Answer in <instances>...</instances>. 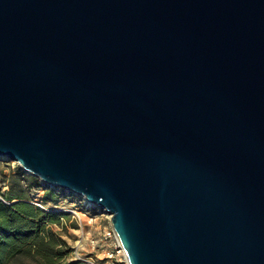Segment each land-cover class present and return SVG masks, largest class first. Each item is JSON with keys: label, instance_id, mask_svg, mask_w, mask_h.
Segmentation results:
<instances>
[{"label": "water", "instance_id": "95a60500", "mask_svg": "<svg viewBox=\"0 0 264 264\" xmlns=\"http://www.w3.org/2000/svg\"><path fill=\"white\" fill-rule=\"evenodd\" d=\"M0 158L130 264H264V0H0Z\"/></svg>", "mask_w": 264, "mask_h": 264}, {"label": "trees", "instance_id": "16d2710c", "mask_svg": "<svg viewBox=\"0 0 264 264\" xmlns=\"http://www.w3.org/2000/svg\"><path fill=\"white\" fill-rule=\"evenodd\" d=\"M0 175V264H77L67 259L71 249L52 228L64 214L47 211L28 196L30 187L42 185L39 179L18 166Z\"/></svg>", "mask_w": 264, "mask_h": 264}, {"label": "rangeland", "instance_id": "374dc122", "mask_svg": "<svg viewBox=\"0 0 264 264\" xmlns=\"http://www.w3.org/2000/svg\"><path fill=\"white\" fill-rule=\"evenodd\" d=\"M16 166L19 167L15 161L0 158V173L3 172L7 174L11 169H15ZM41 184L42 185L38 187H30L28 196L34 204L41 208L47 211H56L64 214L60 217V222L52 225V228L71 249L67 259L74 260L72 259L74 257V249H77L80 254H85L87 256L92 255L89 251L88 241L100 237L104 229L109 226V220L106 214L97 212L95 208L86 209L83 199L76 194L59 188L48 187L43 183ZM5 189L6 186L3 185L2 190ZM50 189L53 190V193H51L46 200L44 199V194ZM93 215L95 217L90 221L89 217ZM76 241H80L81 245L76 244ZM77 264L83 263L78 261Z\"/></svg>", "mask_w": 264, "mask_h": 264}, {"label": "built area", "instance_id": "2783aa9c", "mask_svg": "<svg viewBox=\"0 0 264 264\" xmlns=\"http://www.w3.org/2000/svg\"><path fill=\"white\" fill-rule=\"evenodd\" d=\"M83 203L86 209L93 208L88 203H86L84 199ZM95 210L97 211L96 208ZM106 216L109 220V226L104 229L100 237L93 238L88 241L90 248L89 251L94 256L80 254L77 249H74V257L72 259L83 264H130L125 250L123 249L118 237L110 225V216L108 214H106ZM94 217V215L90 216L89 220H93ZM76 244L81 245V242L76 241Z\"/></svg>", "mask_w": 264, "mask_h": 264}]
</instances>
